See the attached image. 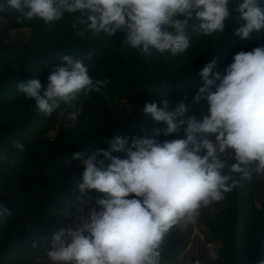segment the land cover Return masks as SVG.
<instances>
[{"label":"clouds","instance_id":"obj_1","mask_svg":"<svg viewBox=\"0 0 264 264\" xmlns=\"http://www.w3.org/2000/svg\"><path fill=\"white\" fill-rule=\"evenodd\" d=\"M262 3L238 0L236 19L245 23L234 30L235 36L250 41L254 33L264 32ZM4 9L27 20L38 17L49 27L65 13L79 12L71 27L86 28L78 35L119 32L124 35L122 48L126 45L140 55L155 50L172 56L189 49L186 30L192 21H199L191 25L194 30L208 36L223 33L231 15L229 0H2L0 10ZM85 9L92 13L86 20ZM92 57L87 53V60ZM61 59L65 66L52 71L46 86L36 78L17 84L46 116L62 103L71 107L81 94L100 93L108 83L89 75L84 57ZM218 64L212 59L200 70L203 85L191 104L187 94L174 106L167 97L161 106L146 104L143 112L155 125L151 129L141 126L140 134L105 139L107 148L93 143L86 152H73L64 160L70 167L74 160L83 163L78 199L89 190L104 196L88 199L87 211L78 207L73 222L53 234L46 253L51 264H161L162 244L175 225L192 221L202 208L226 199L225 194L240 184L236 174L245 181L254 174L264 176V46L237 53L222 79L215 71ZM205 99L208 114L184 119ZM68 118L76 121L77 112H69ZM161 133L186 138L158 141L155 137ZM15 147L24 149L18 140ZM225 156L234 162L229 164ZM12 215L0 204V226ZM42 239L35 238L32 247Z\"/></svg>","mask_w":264,"mask_h":264},{"label":"trees","instance_id":"obj_2","mask_svg":"<svg viewBox=\"0 0 264 264\" xmlns=\"http://www.w3.org/2000/svg\"><path fill=\"white\" fill-rule=\"evenodd\" d=\"M237 2L238 0H229L231 15L225 21L223 33L204 36L193 29L191 25L194 24L191 22L186 34L190 40L189 49L192 48L191 53L196 50V55L193 56V68L181 72L183 77L168 76L142 85V80H145L143 70L131 86L116 83L117 90L112 86L93 98L89 105L87 115L89 117L81 131L65 130L56 142L48 139L46 133L47 126L52 124L57 109L50 116L38 112L34 101L20 93L17 84L33 78L29 72L31 67L44 61H50L49 64L53 65L57 62V54L65 51L86 53L85 55L92 52V62L105 63L110 57L109 48L118 43L115 35L101 33L92 38L82 35L77 40L63 44L65 47L56 49L53 46L46 47L47 49L40 55L24 60L17 67L9 64L1 67L0 157L7 158L0 159V204L8 206L13 215L5 225L0 226V264H38V259L46 256L50 250L53 234L70 224V219L77 208L84 207L87 210L90 207L88 199L91 200L92 197L94 200L104 196L96 190H89L87 196L78 199L81 197L78 183L82 179L83 163L74 160L71 167L64 164V160L73 152L84 153L93 143L97 147L107 148L105 139L140 134L141 126L151 123L143 112L146 104L161 103L165 97L175 104L184 99L185 94L189 99L203 85L199 72L212 59L219 62L215 71L222 79L237 53L249 52L256 47L264 46V32L254 33L252 38L257 36V39L250 41H243L234 35V30L245 23L236 19L234 9ZM0 11L12 13L7 16L14 17L21 24L33 25L37 21L34 26L39 29L48 27L38 17L27 20L19 18V14L12 9ZM79 14L65 13L53 25ZM89 14H92L91 11L85 9L84 15ZM121 35L124 37L123 33ZM165 54L170 53L161 54L153 50L149 54V59L156 60ZM115 61L117 67V59ZM151 66L146 63L142 65L146 72L152 68ZM117 72L119 71L114 73ZM109 75L111 76L110 73ZM220 82L217 80L216 86ZM42 85L46 86L47 83ZM141 85L142 88L139 89ZM118 87L129 92L125 98L130 102L132 111L121 105ZM139 90L145 92V95L139 97L136 93ZM212 90L215 91V86ZM150 91L160 92L164 96L157 98L149 94ZM139 103L141 107L138 106ZM187 103L191 104V101L187 100ZM193 107L195 108L187 112L184 119L190 116L201 119L208 111L209 105L205 99ZM150 126L149 129L155 125ZM161 136L162 133L155 138L161 141ZM177 138L186 137L172 134L167 140ZM211 138H214V135ZM17 140L24 145L23 151L15 147ZM113 155L126 158L124 153ZM236 178L240 180V184L225 194L226 199L200 210L199 220L209 233L207 242H221L217 257L206 254L202 257L201 264H264V202L261 208H257L254 203V192L258 189L255 187L256 191H252L250 185L252 180H242L240 174H236ZM192 235V228L184 230L180 227V222L175 225L162 244L161 264L175 262L184 255ZM37 237L43 239L38 242V247L33 248L32 242Z\"/></svg>","mask_w":264,"mask_h":264},{"label":"rangeland","instance_id":"obj_3","mask_svg":"<svg viewBox=\"0 0 264 264\" xmlns=\"http://www.w3.org/2000/svg\"><path fill=\"white\" fill-rule=\"evenodd\" d=\"M2 2V0H0ZM232 3V2H230ZM18 13V12H17ZM11 15L12 13H4L0 11V69L2 66L9 64L14 67L19 66L24 60L29 59L32 56H37L38 54L42 53L47 49L46 47L53 46L54 49L63 47L65 43L77 40L81 37L78 35L77 32L81 28H86L85 25H79L77 29H73L71 25L77 22V16L70 17L67 21L61 22L56 25H52L51 27H43L39 29L38 27L34 26L35 24L25 25L21 24L19 20L14 19ZM19 14V13H18ZM90 15V14H89ZM236 15V14H235ZM88 15H84V19H87ZM42 20V19H41ZM40 20V22H42ZM199 21H193L192 24H197ZM101 34V33H100ZM98 34V35H100ZM86 38L96 37L90 31H85ZM115 37L118 40L116 46H112L109 48L110 50V57H108L105 63H96L92 62V60H87L85 55L86 53H76L71 51H65L62 53L57 54V62L51 65L49 64L50 61L40 62L39 64L34 65L30 68L29 72L33 78L38 79L41 84L48 83V77L52 73V71L59 67L65 66L64 62L62 61V57L67 55L71 57H84L85 63L89 66V75L92 76L94 80H107V85L102 89L104 92L105 89L115 86L117 90V84L122 86L130 85L133 81H137L139 74L141 71H145V80H142V85L145 83H149L152 80H159L163 77L168 76H175V77H183L181 72H187L193 68L194 58L193 56L196 55V50L192 52V48L188 49L184 53L177 54L176 56H172L171 54L163 55L162 57L152 60L149 59V55H140L137 50L130 49L126 45L122 48V43L124 37H122L121 33H116ZM253 40L257 39V36L252 38ZM65 47V46H64ZM127 48V49H126ZM89 53V52H88ZM106 57V56H105ZM117 59V67L116 61ZM152 65L151 69L146 70L142 67V65ZM111 67V68H110ZM115 67V68H114ZM119 71L114 73L115 71ZM111 74V76L109 75ZM108 74V75H107ZM116 74V75H115ZM113 75V76H112ZM113 78L115 80H112ZM117 83V84H116ZM142 85L139 87L142 88ZM118 96L120 97V103L123 107L133 110L130 102L125 98L126 93L120 90L118 87ZM100 93H92L90 96H84L81 94L79 101L74 102L71 107L61 104L60 108H58L53 116L52 124L47 126V133L46 137L50 139L52 142H56L59 138H61L63 131L65 130H77L81 131L84 127V123L87 121L88 117V110L89 105L92 102L93 98L98 96ZM137 95L142 97L145 95V92H141L140 90L137 91ZM149 94L158 96L162 98L164 94L157 92V91H150ZM9 97H14L13 95H8ZM157 97V98H158ZM191 101V98L188 99ZM171 105H175L174 101H169ZM176 102V101H175ZM142 103V102H141ZM141 103H139V107H141ZM156 103L158 106H161L160 102H153ZM195 107H193L194 109ZM75 111L78 114V119L76 121H72L68 118V113ZM203 114V113H202ZM208 114V111L206 112ZM203 114V115H206ZM153 125L149 123L146 127ZM151 127V126H150ZM161 141L168 139V137L161 136ZM215 138V137H214ZM212 138V139H214ZM227 162L230 163L233 161L230 157L225 156ZM84 171V169L82 170ZM251 188L252 191H256L255 187L258 189L255 193L254 203L257 208H261L264 202V176L255 175L251 181ZM91 206V205H90ZM87 211V210H85ZM76 214V213H75ZM75 214L71 217L70 223L73 222L75 218ZM180 227L185 230L192 228L193 235L191 237L190 243L192 242V249L195 251V255L192 259H196L197 252L201 253L202 255L209 254V252H219L221 247V242L217 241V246H211L209 252H205V250H201L202 248V236L207 238L208 236V229L203 225L202 221L199 220V215L194 218L192 221L188 220H181ZM184 227V228H183ZM195 232V235H194ZM193 238V241H192ZM207 242V240H206ZM190 246V245H189ZM188 246V247H189ZM204 247V246H203ZM187 253H190V249L187 248L186 253L183 256L184 262L186 261ZM218 253L216 256L217 257ZM191 261V260H189ZM195 263V262H194ZM38 264H51L48 260L47 255L38 259Z\"/></svg>","mask_w":264,"mask_h":264},{"label":"crops","instance_id":"obj_4","mask_svg":"<svg viewBox=\"0 0 264 264\" xmlns=\"http://www.w3.org/2000/svg\"><path fill=\"white\" fill-rule=\"evenodd\" d=\"M184 228V227H183ZM184 230H185V228H184ZM194 235H195V232H194ZM202 248H201V250L203 249V250H205V252H209L210 251V249H208V248H211V246H213V245H216L217 246V243L218 242H213V243H208V242H206V238H205V236H202ZM192 241H193V238H192ZM190 246L188 247V249H190V253H187V256H186V261L184 262L183 260H185V259H183V256H180L175 262H171V263H169V264H201V259H202V257L204 256V255H202L201 253H203L204 251H201V253H199V252H197V257H196V259H194L193 261H192V259L191 258H193L194 257V255L196 254L195 253V251H194V249H192V242L189 244ZM204 246V247H203ZM209 250V251H208ZM211 255H213V256H216V254L218 253L217 252V249H216V251L215 252H209ZM185 257V256H184ZM189 260H191V261H189ZM195 262V263H194Z\"/></svg>","mask_w":264,"mask_h":264}]
</instances>
